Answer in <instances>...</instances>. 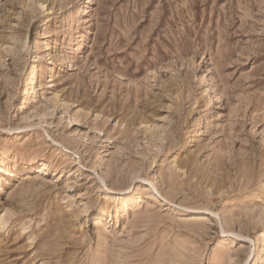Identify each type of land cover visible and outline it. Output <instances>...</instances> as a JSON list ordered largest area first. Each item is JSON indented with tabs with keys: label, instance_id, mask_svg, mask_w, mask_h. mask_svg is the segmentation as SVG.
Masks as SVG:
<instances>
[{
	"label": "rangeland",
	"instance_id": "rangeland-1",
	"mask_svg": "<svg viewBox=\"0 0 264 264\" xmlns=\"http://www.w3.org/2000/svg\"><path fill=\"white\" fill-rule=\"evenodd\" d=\"M0 264H264V0H0Z\"/></svg>",
	"mask_w": 264,
	"mask_h": 264
},
{
	"label": "bare ground",
	"instance_id": "bare-ground-1",
	"mask_svg": "<svg viewBox=\"0 0 264 264\" xmlns=\"http://www.w3.org/2000/svg\"><path fill=\"white\" fill-rule=\"evenodd\" d=\"M44 6V5H43Z\"/></svg>",
	"mask_w": 264,
	"mask_h": 264
}]
</instances>
